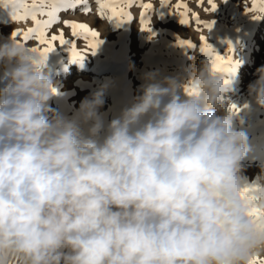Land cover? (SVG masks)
I'll return each instance as SVG.
<instances>
[{
	"label": "clouds",
	"instance_id": "clouds-1",
	"mask_svg": "<svg viewBox=\"0 0 264 264\" xmlns=\"http://www.w3.org/2000/svg\"><path fill=\"white\" fill-rule=\"evenodd\" d=\"M34 48L0 43V264H249L264 253V164L249 182L242 109L225 104L212 62L186 84L146 73L110 120L101 84L67 117L50 106L61 85ZM254 75L248 94L264 107V65Z\"/></svg>",
	"mask_w": 264,
	"mask_h": 264
},
{
	"label": "rangeland",
	"instance_id": "rangeland-1",
	"mask_svg": "<svg viewBox=\"0 0 264 264\" xmlns=\"http://www.w3.org/2000/svg\"><path fill=\"white\" fill-rule=\"evenodd\" d=\"M148 1L155 6H153V9L148 10V12L146 13L147 16L150 15L151 17L150 26L152 28V32L143 31L141 29L137 30L135 26H133L137 9H141L139 3L134 4L131 8H126V11H129L131 13L133 19L131 22L123 24L124 28L122 29V31H120V35L116 39H110L103 36L96 20H94L93 24H90L85 19L81 21L76 20L73 17L67 18L64 14L65 11H63L64 13L61 12L59 14L60 22L53 25V27L49 30L50 33L56 34L61 29H63L65 37L71 39V29L66 27L63 24V21L72 20L88 23L91 27L97 29L100 32V39L103 41V43L99 45L94 54H87L83 61L89 64H93L94 62L93 65H95L96 62L98 68L101 67L100 65H102V62L104 61L109 63L111 69H105L103 70V72L102 70H98L99 74H96L97 76H95V82H97V84L99 83V81L105 78L106 80L109 79L108 81H112L117 84H115V89L113 90V92L110 93L113 99V108L110 111V114H107V118L109 120L118 115L122 108L130 106L134 98L142 94L141 85L145 83L144 76L146 74L143 71H145L146 68L148 73H156L157 79H163L164 77H174L178 81V83L185 84L183 78L184 72L182 70L184 69V60L186 56H188V53H190L191 51L201 49L199 37L189 31L190 29L194 28L197 30L198 27L197 24L195 26H192V21L193 19H195V17H193L192 15L193 13L197 14L201 21L214 22L210 30L204 29L203 26L200 25L201 30H197V32H199V35L206 36L207 43L210 46H214L215 54H219V56H231L233 60L240 63L243 54L242 49L246 48V46L242 44L245 42V40H243L245 38L244 27L247 26L248 18H250L254 13V10L248 12L246 11V9L253 8L254 0H224V4L222 3L221 5H217V8L214 12L211 10L203 12L202 10L196 9L193 5L194 0H182V2L187 4L188 6L189 14L187 19H189L190 21V24L188 23L189 25H183L179 23L180 21L178 14L173 16V14H169L166 8H160V0H143V2L145 3ZM178 2H180V0H170L171 5L173 6ZM205 2L206 0H203V2H199L201 4V9L206 6ZM202 3H204L205 5ZM257 4H259L258 0ZM206 9H210V6L208 7L207 5ZM157 11H162L166 16V20H164L163 22L162 19L158 20V18L155 17ZM108 14L109 13L106 11L104 17L105 19L108 18ZM191 16L193 17V19ZM173 20L176 21L174 22ZM185 27V31H182V29ZM3 33H5V31H3ZM3 33L0 38V43H3L7 40V38L10 37L7 32L6 34ZM260 34H257V38L253 39L252 41V46H250V49L252 51L251 57L246 63V67H248L249 69L248 76L250 78H247V80L243 79L241 81H235L236 87H232L235 89V95L231 98L234 99L232 103H234L238 108L242 109L239 112V117L243 119L244 123L240 124L239 119H237V122H235V124H237L236 127L240 125L239 129H243L247 133L249 138L250 152L248 153L244 161H242V164L244 165V163L249 162L253 166L257 165L258 169L260 168V165L264 164V107L256 105L252 97L249 96L248 85L250 82L254 81L257 78L254 75L256 69L264 65V34L261 35V37L259 36ZM2 37L4 39H2ZM178 38L192 40L194 47H181L177 43ZM18 39H20L22 43H26L31 46H38L37 42L35 41L24 42L22 41V38ZM232 39H236V42L233 43ZM86 43L87 41L81 39L77 41V47L82 49L85 47ZM150 46L154 48V52L152 51L151 55L149 54L148 58L144 60L143 58L137 56L139 51L143 52L145 48H148ZM69 58L70 53L66 49V47L57 46L52 52L48 53L45 60V68L48 69L50 66L58 67L63 63V61H66ZM1 71L3 72L2 68H0V87L3 88L6 80L4 79L3 73ZM92 82L88 85L86 84V82H81L82 91L85 89H93L96 83ZM78 84H80V81H78ZM64 88V85L60 87L59 94L54 96L49 103L50 106L56 111L60 113L62 112L61 114L67 117H71L74 114L72 112H75L76 108H79V106L77 105H80L78 103L81 102L80 95L82 91H78V89L72 91L70 89L67 90V88ZM178 94L181 95L182 99L186 98L183 88L178 89ZM117 99H119V101L121 102L117 101ZM247 105H250V108H252L253 111L251 109L249 110V107ZM255 173H252V175L254 174L253 176H247L249 182L250 179L252 181V178L254 179L260 174ZM257 256H259L260 258H264V253H261Z\"/></svg>",
	"mask_w": 264,
	"mask_h": 264
},
{
	"label": "snow or ice",
	"instance_id": "snow-or-ice-1",
	"mask_svg": "<svg viewBox=\"0 0 264 264\" xmlns=\"http://www.w3.org/2000/svg\"><path fill=\"white\" fill-rule=\"evenodd\" d=\"M203 2V0H201ZM98 6V14L101 19L105 17L106 11L110 13L108 19L113 21L114 24L119 27L123 24L131 22L133 17L126 8H131L134 4L139 3L142 11L140 13L141 29L143 31L152 32L150 26L151 21L147 17L146 13L148 10L153 9V4L148 2L145 3L143 0H96ZM259 11L264 13V0H258ZM87 0H0V6L5 8H11L13 13V19L15 21H26L30 19L33 23V27L27 30L16 29L12 33V38L28 42L35 41L38 46H35L34 50L37 51L42 59H46L48 53L52 52L57 46L66 47L70 53L71 62H82L85 56L89 53L94 54L96 49L103 41L100 39V32L91 27L88 23L64 20L63 24L71 29V39L66 38L63 29L58 33H50V29L53 25L60 22L59 14L63 11L75 10L79 5H86ZM210 9L205 11H215L217 5L215 0H208ZM257 7V0H254L253 9ZM160 8H166L169 14L179 15V21L183 25H187L189 20L187 19L189 10L187 4L183 3L182 0L176 3L174 6L171 5L170 0H160ZM174 9V10H173ZM253 9H246L251 12ZM85 15L89 14L91 9L87 6L82 8ZM195 17V22L198 25L197 30L200 31V25L204 29L210 30L213 26V21H201L199 16L195 13L192 14ZM253 18H259L253 16ZM83 39L87 41L84 48L80 49L77 47V41ZM200 47L201 51L212 56V70L218 72L223 76H229L235 74L238 67V61L233 60L231 56H219L214 53L211 46L207 43L206 36L200 35ZM177 43L181 47H194L192 40L190 39H179ZM225 83L228 81L225 79ZM55 92V90H53ZM187 91V89H186ZM234 109H237L236 105H232ZM253 188H245L244 191H253ZM249 264H264V258L259 256L253 257Z\"/></svg>",
	"mask_w": 264,
	"mask_h": 264
},
{
	"label": "bare ground",
	"instance_id": "bare-ground-1",
	"mask_svg": "<svg viewBox=\"0 0 264 264\" xmlns=\"http://www.w3.org/2000/svg\"><path fill=\"white\" fill-rule=\"evenodd\" d=\"M205 1V0H204ZM227 1V0H226ZM149 2V1H148ZM146 2V3H148ZM201 2L200 0H194L193 1V5L195 6L196 9L202 10L203 12H206V6L208 5V7L210 6L208 4V0H206L205 4L206 6H204L203 9H201V4L199 3ZM216 5H221L222 3L224 4V0H215ZM137 4V3H136ZM204 4V3H202ZM204 4V5H205ZM89 7L91 9L90 13L85 15L82 11L83 7ZM154 6V5H153ZM155 7V6H154ZM157 7V5H156ZM137 9V8H136ZM156 9V8H155ZM159 9V8H158ZM253 9V8H252ZM224 10V9H223ZM254 13L253 15L248 18V23L247 26L244 27V39L245 42L242 43L243 45L246 46V48H243V54H242V58H241V62L238 64V67L235 71V74L233 75H229V76H224V78L228 81L227 85L229 87V91L226 93V100H225V104L227 105L228 102H232L234 99H231L232 96L235 95V89L232 87H236L235 86V81H241L243 79L250 78L248 76L249 74V69L248 67H246V63L248 62V60L251 57V49L250 46H252V41L253 39L257 38V34H260L259 36L261 37V35L264 34V24H263V19H264V13L259 11V4H257L256 9H253ZM134 11V8H133ZM142 9H137V13L135 15V19L133 22V26H135V28L138 30L141 29V23H140V13H141ZM156 11V10H155ZM202 12V14H203ZM64 13V12H63ZM65 16L67 18L69 17H73L76 20H83L85 19L88 23L93 24L94 20L97 21L98 23V27L101 31V33L103 34V36L108 37L110 39H116L119 35H120V31H122V29L124 28L123 25L117 27L113 21L109 20L108 18L105 19H101L99 14H98V6L96 3V0H87V4L86 5H79L77 6V8L75 10H69V11H65ZM216 14V13H215ZM231 14V13H230ZM234 14V12H233ZM110 15V13L108 14V16ZM64 16V17H65ZM174 16V15H173ZM172 16V17H173ZM207 16V15H206ZM253 16H257L259 18H253ZM13 13L11 8H5L0 6V38L2 36L3 31H5L8 33V35H10V37H12V33L14 31V29H20V30H27L28 28H30V26H34L32 21L30 19L26 20V21H15L13 18ZM149 18V20H151L150 15L147 16ZM153 17V16H152ZM156 18H158V20L162 19V22L164 20H166V16L163 14L162 11H157ZM171 17V16H170ZM178 17V16H177ZM192 17V16H191ZM194 17V16H193ZM192 17V19H193ZM205 17V16H204ZM211 17V16H210ZM96 18V19H95ZM153 19V18H152ZM212 19V18H211ZM189 20V19H188ZM174 22L176 20H173ZM180 23V22H179ZM178 23V24H179ZM156 24V23H155ZM176 24V23H175ZM190 24V21H189ZM188 24V25H189ZM196 22L195 19H193L192 21V26H195ZM245 25V24H244ZM181 26V25H179ZM200 27V26H199ZM243 27V26H242ZM186 27L182 29V31H185ZM142 30V29H141ZM181 30V29H180ZM191 33L195 34L197 37H200L199 32H197V30L194 29H190L189 30ZM140 32V31H139ZM139 34V33H138ZM4 36V35H3ZM9 37V36H8ZM195 37V36H194ZM259 37V38H260ZM2 39H4L2 37ZM8 39V38H7ZM107 39V38H106ZM214 39V38H213ZM213 41V40H212ZM232 42H236V39H232ZM258 42V41H257ZM215 43V42H214ZM154 46V45H153ZM243 47V46H242ZM142 48V47H141ZM212 50L214 51V46H211ZM153 47L150 46L148 48H145L143 52H138L137 56L140 58H143L144 60L146 58L149 57V54L151 55V52L153 51ZM217 49V48H216ZM136 50V49H135ZM134 50V51H135ZM138 50V49H137ZM241 50V49H240ZM154 52V51H153ZM217 55V54H216ZM219 55V54H218ZM110 57V56H109ZM137 57V58H138ZM213 59L212 56H209L207 53L201 51V49H198L196 51H191L190 53H188V56H186L185 58V63H184V69L183 70V78L185 81V84L194 76V74L198 73L199 69L202 66L203 62H211ZM103 64L100 65L101 67L98 68L95 62L93 64H89L86 63L84 61L82 62H71L70 58L66 61H63V63L61 65H59L58 67L55 66H50L48 69H46V71L48 73H50V75L52 76V78L55 81H59L61 87L64 85L65 88L70 89V90H77L78 91H82V87H81V82H86V84L88 85L89 83H91L93 80V82H95V76H97L99 74L98 70H109L111 69L109 66V63L104 61L102 62ZM153 63V62H152ZM156 64V63H155ZM154 64V65H155ZM143 65V64H142ZM152 65V64H151ZM138 66H139V62H138ZM157 66V65H156ZM52 67V68H51ZM153 67V66H152ZM142 69V68H141ZM152 69V68H151ZM106 70V71H107ZM181 70V71H182ZM2 72V71H1ZM108 72V71H107ZM145 73L147 72V68L145 71H143ZM3 73V72H2ZM113 73V72H112ZM141 73V72H140ZM97 74V75H96ZM181 74V72H180ZM2 77V76H1ZM99 77V76H98ZM143 79V78H142ZM109 80V79H108ZM105 79H102L101 81H99V83L94 86L93 89L88 90L85 89L82 91L81 95H80V101L85 97L90 95V93H92L93 91H95L101 84H106L107 88H106V92H105V104L104 107L101 109L102 112H105L107 114H110V111L112 110V106H113V99L110 95L111 92H113V90L115 89V82L112 81H108ZM78 81H80V84H78ZM117 81V80H116ZM1 82V80H0ZM92 82V83H93ZM142 82V81H141ZM144 82V81H143ZM182 82V81H181ZM142 84V83H141ZM140 84V85H141ZM3 85V84H2ZM117 85V84H116ZM1 86V85H0ZM91 86V85H90ZM4 87V86H3ZM92 87V86H91ZM122 87V86H121ZM127 87V86H126ZM125 87V88H126ZM1 88V87H0ZM64 88V89H65ZM87 88V87H86ZM118 88V87H117ZM122 89V88H121ZM62 90V89H61ZM66 90V91H67ZM118 90V89H117ZM120 90V89H119ZM130 90V89H129ZM65 91V92H66ZM131 91V90H130ZM237 91V90H236ZM118 92V91H117ZM62 93V92H61ZM68 93V92H67ZM63 94V93H62ZM130 94V93H129ZM115 95V93H114ZM126 95V94H125ZM118 98V97H117ZM123 98V97H122ZM115 99V98H114ZM77 100V99H76ZM117 101H119V99H117ZM75 102V101H74ZM121 102V101H119ZM80 104V103H78ZM249 104V103H248ZM115 105V104H114ZM79 106V105H77ZM248 106V105H247ZM249 110L252 108H250V105L248 106ZM73 108V106H72ZM77 109V108H76ZM114 110V109H113ZM247 110V109H246ZM255 110V109H254ZM253 111V110H252ZM72 112V111H71ZM115 112V111H114ZM117 112V111H116ZM119 112V111H118ZM60 113V112H59ZM62 113V112H61ZM74 113V112H72ZM113 114V113H112ZM111 114V115H112ZM218 114H223L218 113ZM257 114V113H256ZM114 116V115H113ZM256 116V115H255ZM112 117V116H111ZM237 122V121H236ZM237 125V124H236ZM242 126V125H241ZM237 128H240V125L237 126ZM250 161V160H249ZM243 163V162H242ZM244 176H251L252 173H260V168L258 169L257 165H251L249 162L248 163H244ZM260 167V166H259ZM255 173V174H256ZM254 175V174H253ZM252 175V176H253ZM252 178V177H251ZM255 180V178H252V181ZM251 182V179H250Z\"/></svg>",
	"mask_w": 264,
	"mask_h": 264
}]
</instances>
